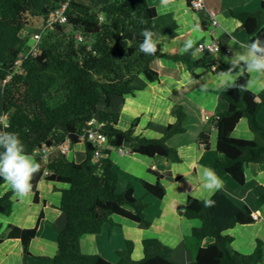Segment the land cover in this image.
Here are the masks:
<instances>
[{"label":"trees","instance_id":"trees-1","mask_svg":"<svg viewBox=\"0 0 264 264\" xmlns=\"http://www.w3.org/2000/svg\"><path fill=\"white\" fill-rule=\"evenodd\" d=\"M59 1L0 0V79L4 81L11 76L2 89L6 120L5 124H0V130L18 133L26 151L32 155L43 148L50 150L46 160L42 154L35 157L41 163V170L32 181L35 201L39 199L37 185L46 172L48 181L68 185V189L61 190L60 210L66 215L67 224L58 235V252L52 258L41 259L54 264H114L99 255L83 254L81 236L99 234L106 223L116 227L113 216L149 225L144 214L149 204L135 198L131 182L119 190V173L111 160V150L128 145L130 154L160 156L178 163L179 154L168 141L185 132V115L180 111L176 122L167 126L162 138L147 139L134 136L137 121L126 131L118 129L119 114L106 109L113 98H123L137 90L134 81L139 75L143 74L151 82L159 79L151 68L156 58L181 63L193 76L199 68L212 66L213 58L204 51L202 58L195 59L192 49L175 55L140 52L144 28L156 32V39L167 34L156 23V9L147 0H113L99 8L70 0L67 11L70 27L56 26L49 31L43 38L41 54L24 60L20 71L15 73L14 63L22 59L26 44L25 29L36 19H46ZM230 15L240 22L250 42L257 37L264 40V1L255 12L231 10ZM76 32H80L83 41L76 40ZM248 80L246 73L238 77L241 84ZM220 97L229 107L211 119L218 134L214 167L244 186L245 168L249 164L264 165V126L257 119L264 107V90L255 94L250 90L229 89L221 92ZM93 118L101 124L100 132L108 141V148L100 149L98 159L94 156L97 148L83 138ZM241 119L247 120L252 140L232 136ZM66 142L71 147L84 142L85 160L81 163L69 160L58 149ZM198 144L208 149L209 135L201 133ZM151 173L156 183H141L147 194L162 199L166 190L161 180L166 174L152 170ZM4 182L0 179V185ZM257 192L256 207L261 209L264 187L258 186ZM13 195L7 192L0 197L1 215H11ZM211 199L216 203L208 208L204 200L189 197L178 210L182 217L200 222L185 238L194 264L262 263L261 241L252 254L244 255L231 248L233 238L225 234L236 226L254 223L252 211L246 206H237L222 191H217ZM37 229V226L22 229L9 225L0 235V243L18 239L24 253L31 255L29 244ZM207 238L213 242L204 247L203 241ZM142 246L143 257L136 261L132 258L133 244L128 242L127 248L118 252L119 261L115 264H175L170 260L171 249L159 240L146 239Z\"/></svg>","mask_w":264,"mask_h":264},{"label":"crops","instance_id":"crops-1","mask_svg":"<svg viewBox=\"0 0 264 264\" xmlns=\"http://www.w3.org/2000/svg\"><path fill=\"white\" fill-rule=\"evenodd\" d=\"M191 1L174 0L165 9L161 5V0H147L148 4L156 9V23L167 33L157 38L159 40L157 53L183 54V45L189 39L196 41L192 48L195 59L202 58L204 51L200 45L204 43H217L223 50H229L230 44L239 50L236 41L242 44L251 43L240 22L231 17L230 11L255 12L264 0H203L205 10L200 12L190 7ZM213 20H217L218 25H213ZM195 24L200 25L199 32L193 31ZM226 55L231 56V52L226 54L223 51L213 55L212 66L199 68L196 76L190 74L181 63L156 58L151 63V68L159 75L157 81L151 82L141 74L134 81L137 90L133 94L111 100L106 111L119 114L117 128L126 131L137 121L134 136L147 139L162 138L167 126L175 123L178 113L182 111L185 115V132L168 141L169 146L177 150L181 161L174 163L160 156L149 158L130 154L128 145L122 147V153L118 149H112L111 160L119 173L118 188L122 191L127 183L133 184L135 198L149 204L144 212L149 225L113 216L116 227L112 228L106 223L99 234L81 236L80 247L83 254L99 255L115 264L119 261L118 252L124 251L127 243L131 242L132 258L138 261L143 257L142 242L146 239H157L171 249L172 262L194 264L193 253L186 248L185 238L191 235L193 228L200 226V222L182 217L178 210L185 206L189 197L198 200L212 197V193L200 187L201 169L208 167L224 182V187L219 191L237 206H246L252 211V215L256 214L259 217V220L252 224L236 226L225 232L233 238L231 248L241 254L250 255L255 251L257 242L261 241L263 261L259 264H264V207L261 209L256 207L257 187H264V165L249 164L245 168L244 186L238 185L229 175L220 174L214 167L218 157V134L211 119L216 114L227 111L229 107L228 103L221 99V92L217 93L219 84L217 73L230 67L224 61ZM245 73L249 75V79L255 78L257 81L249 89L251 92L257 94L264 90V74ZM3 85L4 82L0 79V124H5L6 120L2 110ZM257 119L264 126V107ZM201 133L209 135L208 149L198 144ZM232 136L241 140L253 139L246 119L240 120ZM65 145L69 147V151L65 153L69 160L76 163L85 160L84 142L72 147L68 142ZM42 153L39 150L33 156ZM151 170L166 174L161 180L166 190L162 199L147 194L141 183V181L156 183L157 179ZM64 189H68V185L50 182L44 176L37 185L38 201L34 200L33 192L22 201L13 195L11 215L0 214V235L6 232L9 225L22 229L37 226L38 229L35 238L29 244L31 255L24 253L18 239L0 243V264H54L41 258H52L58 252V235L67 224L66 215L60 210L61 190ZM7 192L12 191L4 182L0 185V197ZM212 242L213 239L207 238L203 241V246L206 247Z\"/></svg>","mask_w":264,"mask_h":264},{"label":"clouds","instance_id":"clouds-1","mask_svg":"<svg viewBox=\"0 0 264 264\" xmlns=\"http://www.w3.org/2000/svg\"><path fill=\"white\" fill-rule=\"evenodd\" d=\"M173 2L174 0H161V5L167 9ZM141 23H146V21L141 20ZM193 31L199 32L200 25L195 24ZM141 35L143 40L139 44L140 52L145 55H155L159 50V40L156 39L157 33L150 28H144ZM195 43V40H186L182 52H189ZM235 43L239 46V50L230 44L231 56L226 55L224 57L225 63L229 64L230 67L217 73L219 77L218 94L229 89L247 91L257 83L255 78H250L244 84L238 83V77L242 73L264 74V40L257 37L248 44H242L238 41ZM40 170L41 163L26 151L19 134L0 130V179L7 183L15 197L22 201L30 195L33 190L32 181ZM200 187L212 193L213 196L215 192L224 187V182L213 169L203 167L200 173ZM215 203L211 198L204 200V206L208 208L214 206Z\"/></svg>","mask_w":264,"mask_h":264},{"label":"built area","instance_id":"built-area-1","mask_svg":"<svg viewBox=\"0 0 264 264\" xmlns=\"http://www.w3.org/2000/svg\"><path fill=\"white\" fill-rule=\"evenodd\" d=\"M70 0H60L58 7L51 13L46 19H40V25L39 28L30 34L28 39H26V44L23 49V55L22 59L17 60L14 63V72L18 73L21 69V65L24 62V60L28 58H35L41 54V46H42V41L44 36L51 30H53L56 26L60 27H66L69 28L70 26L68 25V19H67V11L69 7ZM190 7L194 11H204L205 7L203 4V0H192L190 3ZM213 25H218L217 20H213L212 22ZM71 29V28H70ZM26 30V29H25ZM26 31H24V34ZM75 38L78 41H83V38L80 34V32L75 33ZM200 48L203 51L208 52L211 56L217 55L221 52H225L226 54H230L229 50H223L217 43H204L200 45ZM213 69L215 70L216 68L213 66ZM11 76H7L6 79L3 81L4 83L7 82ZM88 129L86 130L85 136L83 137L86 139L88 142L92 143L93 146H95L97 149L95 150L94 156L95 159H98L101 156L100 149L102 148H108V141L107 137L100 132V127L101 124L98 122L96 118H93L89 123H88ZM58 149L62 153H67L69 151V147L64 144L58 147ZM121 153L123 152L122 148L118 149ZM43 153V157L46 160V157L48 153L50 152L49 149L43 148L41 150ZM49 175L48 172L45 173V176ZM252 219L254 221H258L259 217L258 215L254 214L251 215Z\"/></svg>","mask_w":264,"mask_h":264},{"label":"rangeland","instance_id":"rangeland-1","mask_svg":"<svg viewBox=\"0 0 264 264\" xmlns=\"http://www.w3.org/2000/svg\"><path fill=\"white\" fill-rule=\"evenodd\" d=\"M75 2L79 3V4H84V5H90L93 8H99L103 5H105V3H110L109 1L111 0H74ZM40 25V19H36L34 20L27 28H26V35L24 34L25 38L28 39V37L30 36V34L32 32H35ZM52 31V30H51ZM45 38V37H44Z\"/></svg>","mask_w":264,"mask_h":264}]
</instances>
